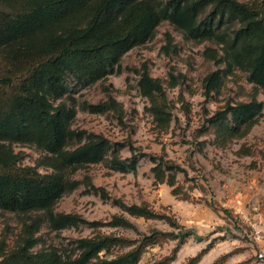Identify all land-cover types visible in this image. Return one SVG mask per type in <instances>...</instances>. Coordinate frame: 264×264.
<instances>
[{
  "label": "rangeland",
  "instance_id": "rangeland-1",
  "mask_svg": "<svg viewBox=\"0 0 264 264\" xmlns=\"http://www.w3.org/2000/svg\"><path fill=\"white\" fill-rule=\"evenodd\" d=\"M202 16L213 28L210 39H189L164 20L150 40L129 49L104 78L90 83L65 76L64 93L54 104L63 101L75 110L71 127L81 135L70 140L67 149L83 143L88 134H102L121 159L129 160L133 152L138 162L135 170L126 172L103 161L71 174L79 184L56 202L53 211L77 214L85 220L78 225L53 230L42 212H0V241L8 248L24 235V223L35 230L33 251L55 250L62 258L78 254L76 240L82 237L100 234L135 239L151 229L173 230L163 220L129 215L118 204L145 203L173 215L191 231L167 264H183L207 246L196 264H211L219 256L224 258L218 264H264V108L241 138H217L210 123L215 111L227 103L249 100L254 90L263 101L264 87H255L245 69L227 66L224 43L219 39H229L237 21L212 18L208 12ZM3 64L0 58V67ZM143 68L162 84L171 113L166 127L155 124L150 102L140 93L137 81ZM212 72L217 74L214 87L206 93L205 77ZM109 98L117 104L114 109L95 112L87 107ZM13 148L21 153L20 166H35L41 173L51 171L44 164L45 153L37 147L13 144ZM160 156L187 170L186 175L174 174L177 194L154 177L152 158L158 161ZM212 201L230 209L233 218H223L221 211L208 205ZM238 204L244 206L242 213L233 209ZM114 215H123L136 229L112 226ZM174 244V240L162 238L147 245L137 264H152L169 255ZM128 248L115 245L99 256L110 258Z\"/></svg>",
  "mask_w": 264,
  "mask_h": 264
},
{
  "label": "trees",
  "instance_id": "trees-1",
  "mask_svg": "<svg viewBox=\"0 0 264 264\" xmlns=\"http://www.w3.org/2000/svg\"><path fill=\"white\" fill-rule=\"evenodd\" d=\"M205 12L212 18L237 21L231 37L219 39L224 43L227 66L245 69L255 87H264V0H0V58L4 60L0 67V212H42L53 230L85 222L77 214L53 211L56 202L79 184L71 174L103 161L121 172L135 170L138 158L132 152L129 160L121 159L109 139L96 133L67 149L68 142L81 135L71 127L75 110L63 101L54 104L64 93L65 76L90 83L104 78L129 49L150 40L164 20L189 39H210L214 32L202 16ZM216 75L212 72L205 77L206 93L214 87ZM137 84L150 102L155 124L168 126L171 113L160 80L143 68ZM116 105L109 98L87 107L103 112ZM263 108L264 100L259 101L254 90L249 100L227 103L215 111L210 123L217 138H241ZM13 144L43 151L44 164L51 171L41 173L35 166H20L21 153ZM152 160L156 180L165 181L177 194L174 174L186 175L187 170L161 156ZM118 204L129 215L163 220L173 230L151 229L135 239L100 234L82 237L76 240L78 254L62 258L55 250L33 251L35 230L24 223V235L18 243L8 248L0 241V264H137L147 245L168 238L175 241L170 254L152 263L167 264L191 235L173 215L145 203ZM208 205L221 211L223 218H233L230 209L213 201ZM110 224L136 229L123 215H114ZM123 244L129 247L126 251L110 258L99 256L101 251ZM208 247L183 264H196ZM223 258L219 256L211 264Z\"/></svg>",
  "mask_w": 264,
  "mask_h": 264
},
{
  "label": "crops",
  "instance_id": "crops-1",
  "mask_svg": "<svg viewBox=\"0 0 264 264\" xmlns=\"http://www.w3.org/2000/svg\"><path fill=\"white\" fill-rule=\"evenodd\" d=\"M242 207H244L242 204H238V206L237 207H235V208H233L234 210H236V211H239V212H241V210H243V208ZM240 209V210H239ZM242 213V212H241Z\"/></svg>",
  "mask_w": 264,
  "mask_h": 264
},
{
  "label": "built area",
  "instance_id": "built-area-1",
  "mask_svg": "<svg viewBox=\"0 0 264 264\" xmlns=\"http://www.w3.org/2000/svg\"><path fill=\"white\" fill-rule=\"evenodd\" d=\"M261 255V254H260Z\"/></svg>",
  "mask_w": 264,
  "mask_h": 264
}]
</instances>
